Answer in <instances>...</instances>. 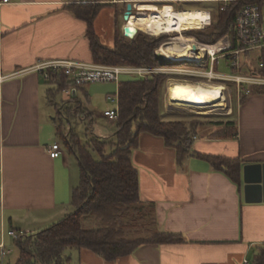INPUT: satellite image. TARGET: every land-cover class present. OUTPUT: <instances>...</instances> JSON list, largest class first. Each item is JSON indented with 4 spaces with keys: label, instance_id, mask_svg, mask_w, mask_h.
<instances>
[{
    "label": "crops",
    "instance_id": "crops-1",
    "mask_svg": "<svg viewBox=\"0 0 264 264\" xmlns=\"http://www.w3.org/2000/svg\"><path fill=\"white\" fill-rule=\"evenodd\" d=\"M3 1L0 0V245L11 251V231L35 234L73 212L71 198L79 172L78 161L69 151H62L57 159L50 157L49 149L57 144L54 135L58 136L51 117L55 104L49 102L47 80L35 68L62 60L95 63L88 26L68 8L76 3L74 0ZM144 1L111 0L112 6L102 9L95 22L102 45H115L116 24L122 16L117 15L116 8L146 6ZM170 1L179 8L209 11V5L235 0ZM104 12L113 17L106 42L97 29L98 22L106 16ZM253 57L254 53L248 54L243 63ZM235 109L228 116L235 114L237 137L199 135L192 152L239 158L244 166L264 164V87H256L254 93L238 99ZM209 127L219 130L217 126ZM133 164L139 172L142 201L156 205L159 229L181 235L184 242L145 245L112 263L89 250H69L65 256L70 264H251L259 247H264V202H245L243 174L239 186L193 155L180 169L175 151L162 138L150 134L140 136Z\"/></svg>",
    "mask_w": 264,
    "mask_h": 264
},
{
    "label": "trees",
    "instance_id": "trees-1",
    "mask_svg": "<svg viewBox=\"0 0 264 264\" xmlns=\"http://www.w3.org/2000/svg\"><path fill=\"white\" fill-rule=\"evenodd\" d=\"M86 1L88 3H75L68 8L88 26L87 37L95 64L159 65L155 52L168 42L170 36L152 37L139 32L130 40L123 36L118 27L114 47H106L96 33L95 22L103 8L101 2L111 0ZM261 1L220 2L219 14L212 13L210 27L191 30L184 35L208 45L217 43L225 35L235 37L234 23L238 12L246 5ZM179 10L184 11L183 8ZM49 75L46 83L52 86L48 90L50 103L54 104L55 96L69 88L77 89L86 99L85 86L72 85L63 73L49 72ZM167 80V76L158 74L148 79L135 78L118 84L119 118L113 137L102 138L91 134L89 143L84 145L73 131L65 137L63 123L58 125V135L79 165L80 182L73 189L71 198L73 212L41 232L21 234L15 240L19 250V259L15 264H70L65 256L69 250H89L112 263L131 256L145 245L184 242L181 235L160 230L155 203L141 199L139 172L133 164V153L139 148L142 134L162 138L165 145L175 151L180 169L185 168L190 156H197L208 162L214 171L223 173L241 186L244 167L241 159L203 156L192 152L194 139L199 135L217 139L236 138L235 114L210 121L206 118H203L206 121L167 120L164 113ZM251 90L254 93L256 87ZM83 100L73 97L56 106L60 120L78 119L82 114L92 119V114L84 108ZM209 126H217L219 130H212ZM94 154L99 156V160L95 159ZM87 222L92 226L88 227ZM251 264H264V247H259Z\"/></svg>",
    "mask_w": 264,
    "mask_h": 264
},
{
    "label": "built area",
    "instance_id": "built-area-1",
    "mask_svg": "<svg viewBox=\"0 0 264 264\" xmlns=\"http://www.w3.org/2000/svg\"><path fill=\"white\" fill-rule=\"evenodd\" d=\"M7 3L8 0H4ZM152 4L157 6L163 4H171L170 0H152ZM223 2V1H222ZM227 2V1H226ZM76 3L86 4V0H76ZM164 6V5H163ZM162 6V7H163ZM159 8V7H158ZM176 9V8H175ZM224 10L223 8H221ZM176 10H179L178 8ZM210 15L209 25H205L201 30H205L212 25V12L206 11ZM137 15H142L151 12H144L136 8ZM135 16L131 13V17ZM235 37L230 35H225L217 43L213 45H208L195 40L196 44L202 47L205 52L208 53L207 59L203 60L201 63L192 64L195 65V70L190 68H177V66H164L157 68L149 67H135V66H105L97 64H86L73 61H54L43 63L35 68V70L41 73L46 80L50 79L49 72L52 73H63L72 85L83 86L93 82H117L123 75L133 76L137 79H148L153 75L165 74V75H180L184 76L186 79H205L212 84L215 81H220L223 83L221 87L225 88L224 92L228 95L227 106L224 112L232 113V100L231 96L233 94L232 89H229L227 83L234 84L236 86L237 98L240 100L244 96L251 95L252 87H264V0L258 4H250L243 7L235 18L234 23ZM188 31H184L185 34ZM179 33L163 34V35H174L177 36ZM161 35V36H163ZM181 35V34H179ZM173 36V37H174ZM171 37V36H170ZM163 46V45H162ZM161 46V47H162ZM254 53V57L250 62L243 63V59L247 57L248 54ZM166 57V56H165ZM228 60V66L232 70V75L226 76H215L214 68L220 63V60ZM168 60V59H167ZM209 67L208 71H202L198 68ZM167 80V93H169V83ZM120 83V82H119ZM118 83V84H119ZM2 84V78H0V85ZM71 90L69 88L65 93L71 97ZM1 92V90H0ZM168 94L165 98V107L170 109H175V107L168 104L166 100ZM169 98V97H168ZM107 100L116 103V95H109ZM118 107L111 111H106L104 117L109 123H116L119 118V98L117 96ZM1 105V97H0ZM82 121L91 120L87 115H79L78 117ZM68 135V133H67ZM50 157L52 159H57L61 156L62 150L60 145L54 144L49 149ZM21 234L11 231L9 236L14 240L18 239ZM0 251L2 256L5 257L10 250L6 246L0 245ZM4 259V258H3ZM244 264H249L245 261Z\"/></svg>",
    "mask_w": 264,
    "mask_h": 264
},
{
    "label": "rangeland",
    "instance_id": "rangeland-1",
    "mask_svg": "<svg viewBox=\"0 0 264 264\" xmlns=\"http://www.w3.org/2000/svg\"><path fill=\"white\" fill-rule=\"evenodd\" d=\"M147 2L148 7L151 5L152 0L150 1H144ZM153 3V2H152ZM101 4L103 5V8L108 7V6H112V4L108 1H103L101 2ZM156 5V4H154ZM165 8H168V10H175V8L179 9V6H176L175 4L173 5H165L163 4ZM162 5V6H163ZM221 4H212L209 5L208 9L209 11H211L212 13H215V15L219 14V7ZM138 4H132V10L131 13H133L135 16H137L136 13V8ZM157 6V5H156ZM161 5L157 6L159 8L162 7ZM146 6H143V9L146 11ZM147 7V8H148ZM102 8V9H103ZM126 9V10H125ZM184 10H189V8L187 7H183ZM125 10V12L123 11ZM117 11V15L119 13L122 14V16H119V22H117L116 24V29L119 27L121 32H123V26L125 21V16H126V12H127V8H122V10L120 8H116ZM120 11V12H119ZM104 12L103 16H105V18L103 20H101V22H98L97 25V29L99 30L100 34L99 36H101L102 40L104 42L109 40V28H111V23L113 21V17H110V12H108V14ZM102 16V17H103ZM118 17V16H117ZM131 17V15H130ZM121 26V27H120ZM189 31V30H188ZM191 31V30H190ZM145 34V33H144ZM148 35V34H146ZM179 35V34H178ZM151 36V35H149ZM169 38L168 41H172L174 38H176L177 36H172ZM186 36V35H185ZM154 37V36H152ZM189 37V36H187ZM189 38H193V37H189ZM105 44V43H104ZM161 48V47H160ZM160 48L155 52V56L158 53H161L159 50ZM165 56V55H164ZM172 63V62H171ZM185 63H181L177 65V63H172V65L170 66H177V68H190L192 70H195V65L192 66L191 65H184ZM98 65V64H97ZM102 65V64H99ZM228 65V61L226 59H222L220 60V63L218 65H216V67L214 68L215 71V76H229L228 74L231 75V71L230 69L227 67ZM106 66V65H105ZM121 66H126V65H121ZM160 67H164L162 66L160 63L158 66H154V67H149V68H157L160 69ZM199 70L202 71H208L210 68L206 67V68H198ZM221 74V75H220ZM160 75H164L168 77V80L173 78V79H177L180 81H189L193 83H205V84H209L208 81H206L205 79H186L184 78V76H180V75H173L170 77V75H165V74H160ZM135 79L133 76H128V75H123L120 77V80L117 82H93L90 83L89 85L85 86L86 91H87V97L86 99H84L83 95L80 94V92L77 89H73L71 90V97H78V98H82L83 103H84V108L87 112L92 114V119L91 120H86V121H82L79 118L78 119H70L67 120L65 119L64 122H62L60 120L59 117V112L58 110H56V106L61 105V103H63L64 101H67L69 99L70 95H67L65 92L60 93L58 95L55 96L54 98V104L52 106L51 109V117L53 119H55V121H53L56 125L55 127H58V125H61V123H63V128H64V133H65V137H67V133L69 134L70 132L73 131V133L75 135L78 136V138L80 139V141L82 142V144L86 145L87 143H89L90 141V137L91 134L95 135V136H100V137H113V135L116 132V125L115 123H109L108 120L104 117V113L106 111H111L114 110L118 107V101H117V96H118V83L122 82V81H128V80H133ZM168 82V81H167ZM223 83H221L220 81H215L212 84L209 85H222ZM47 85V90H49L52 86L49 84ZM227 85L229 86V89H232V96H231V100H232V110L234 109V111L236 110L235 107L237 106V94H236V86L234 84L231 83H227ZM116 95V103H112L110 101L107 100V96L108 95ZM166 94L169 93L166 92ZM166 98V96H165ZM168 100V97L167 99ZM169 105L175 107V109H170L168 110V108L165 107L164 113H165V119L167 120H186V121H194L193 119H197V120H205L207 119V121L217 118H225L228 117V113L229 112H224L223 109H216V108H211V109H192V108H188L185 107L181 104H177V103H169ZM233 111V112H234ZM206 118V119H203ZM91 121H93V124L91 123ZM55 141L60 145L61 150L67 152V148L64 144V141L61 139V136H56L54 135ZM94 157L96 160H99V156L97 154H94ZM75 185L77 186L80 182V171L78 172V175L75 176ZM88 227L92 226L90 224V222L86 223ZM11 251L12 253L8 256L6 255L5 257L2 256V253L0 251V264H15L17 262V260L19 259V250L17 249L16 245H15V240L12 241V246H11ZM4 258V259H3Z\"/></svg>",
    "mask_w": 264,
    "mask_h": 264
},
{
    "label": "bare ground",
    "instance_id": "bare-ground-1",
    "mask_svg": "<svg viewBox=\"0 0 264 264\" xmlns=\"http://www.w3.org/2000/svg\"><path fill=\"white\" fill-rule=\"evenodd\" d=\"M144 5H138L139 10ZM151 13L132 16L126 20L123 27H131L136 34L145 33L154 37L163 34L179 33L172 41H168L160 52L172 63H185L187 65L198 64L207 59L208 53L198 46L193 38L185 36L184 31L201 30L210 23V15L202 10H168L158 8L152 4L147 8ZM169 103L181 104L192 109H225L228 95L225 88L220 85H209L202 82L193 83L189 81L170 80Z\"/></svg>",
    "mask_w": 264,
    "mask_h": 264
},
{
    "label": "water",
    "instance_id": "water-1",
    "mask_svg": "<svg viewBox=\"0 0 264 264\" xmlns=\"http://www.w3.org/2000/svg\"><path fill=\"white\" fill-rule=\"evenodd\" d=\"M132 6L128 5L125 21L131 15ZM123 35L127 39H134L137 35L131 27H123ZM156 60L162 66H170L172 63L162 53H158ZM244 198L248 204L264 202V164H248L243 168Z\"/></svg>",
    "mask_w": 264,
    "mask_h": 264
},
{
    "label": "flooded vegetation",
    "instance_id": "flooded-vegetation-1",
    "mask_svg": "<svg viewBox=\"0 0 264 264\" xmlns=\"http://www.w3.org/2000/svg\"><path fill=\"white\" fill-rule=\"evenodd\" d=\"M147 1H150V0H147ZM151 3H152V2H151ZM147 7H148V5H146V7H145V8L147 9Z\"/></svg>",
    "mask_w": 264,
    "mask_h": 264
}]
</instances>
